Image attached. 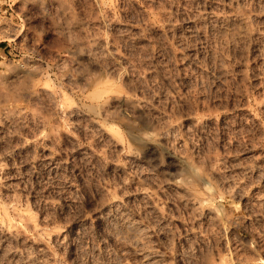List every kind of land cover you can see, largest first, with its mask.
<instances>
[{
    "label": "rangeland",
    "instance_id": "obj_1",
    "mask_svg": "<svg viewBox=\"0 0 264 264\" xmlns=\"http://www.w3.org/2000/svg\"><path fill=\"white\" fill-rule=\"evenodd\" d=\"M0 264H264V0H0Z\"/></svg>",
    "mask_w": 264,
    "mask_h": 264
},
{
    "label": "bare ground",
    "instance_id": "obj_2",
    "mask_svg": "<svg viewBox=\"0 0 264 264\" xmlns=\"http://www.w3.org/2000/svg\"><path fill=\"white\" fill-rule=\"evenodd\" d=\"M226 220H228V219H226ZM228 221H230V220H228Z\"/></svg>",
    "mask_w": 264,
    "mask_h": 264
}]
</instances>
